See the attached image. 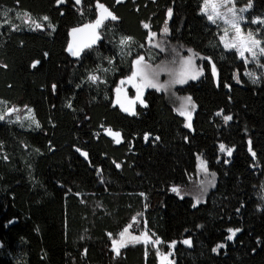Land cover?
Segmentation results:
<instances>
[{
  "label": "trees",
  "instance_id": "16d2710c",
  "mask_svg": "<svg viewBox=\"0 0 264 264\" xmlns=\"http://www.w3.org/2000/svg\"><path fill=\"white\" fill-rule=\"evenodd\" d=\"M58 1L0 0V9L50 24L0 27V99L31 107L38 122L0 120V264H158V250L170 253L161 264H264V76L245 77L242 58L201 12L203 0ZM95 2L119 20L103 26L97 47L70 56L68 30L95 19ZM251 3L247 17L264 20V0ZM165 24L169 43L203 56L201 75L177 86L195 103L190 128L155 88L134 114L113 101L148 32ZM252 29L264 45V23ZM219 143L231 157H219ZM198 154L216 183L194 204L170 186L187 182ZM137 212L157 247L134 242L108 256ZM229 229H239L232 239Z\"/></svg>",
  "mask_w": 264,
  "mask_h": 264
},
{
  "label": "rangeland",
  "instance_id": "374dc122",
  "mask_svg": "<svg viewBox=\"0 0 264 264\" xmlns=\"http://www.w3.org/2000/svg\"><path fill=\"white\" fill-rule=\"evenodd\" d=\"M223 2L224 0H203L201 5V12L204 13L207 16V18H208V14L213 13L212 5L214 4L217 5L216 11L220 13H227L228 7H234L237 14L243 16V20H241L239 23V27H240L239 37L236 36L235 30L230 25L224 23L223 19L216 18V22L214 24H216L218 27L219 30L218 38L221 45L225 47V43H232L236 41L239 46L240 40L243 39L244 47H247L248 42L246 41L245 38L248 36L249 33L252 34L254 39L260 41V39L257 37L256 32L253 31L252 25L254 24L253 23L254 20H261V21L264 20L263 18L258 16L254 17L253 19H249L247 17V11L249 9L247 5L249 2L237 4L235 0H228V3L226 4L225 7H219V5ZM240 9H247V10L240 12L239 11ZM0 10H1L0 27L4 23H8L12 25L13 28L15 27L37 28L36 27L37 24H39L40 27L50 26L49 23H45L44 20H42L43 18L41 20L35 19L30 15H28L27 13L19 11L17 9L11 10L9 8L4 7ZM165 28H167L166 24L162 27L160 32H152V31L148 32L147 39L143 44L144 52L139 53V55L133 58L129 73L124 77H122L114 87L113 101L123 110L125 108H128L129 111L126 112L132 113L134 112L135 106L137 104H144V99H143V96L145 94L144 92L146 91V89L151 88V87H143L141 85V92L138 94L136 86L141 84L139 77H136L131 81L129 80V77L132 76V73L136 71L137 65L135 64V61L139 57L144 58L143 64H147L149 66L148 70L157 69L158 67H162V66L168 69V71H163L159 74L157 78V82L158 84L164 86V88L160 89L159 91H161L167 97V99L169 100V102L171 103V105L173 106L174 110L177 113H178L177 109L180 107L182 100L186 97H190L188 94L181 93L177 90V86L182 84H171V86H169L170 81L173 79V77L170 75V72L179 71L181 69V61L189 57H192V65L188 69V71L189 72L195 71L201 73L200 63L203 56L189 47H185L181 44L176 45L169 43L168 42L169 40L167 38L168 31L165 32ZM226 30H227V35H225ZM222 37L223 39H221ZM260 48H264V45L261 43V41L259 47L253 49V52H255V56H253V52H249V51H244V55L241 56L240 51H238L236 48H230V49H234L244 61L245 64L244 75L252 83H258L260 78L264 76V63L260 61L261 57L264 56V54L260 53L259 50ZM241 50L243 49L241 48ZM160 52H162L163 57L159 60L158 58L160 57L159 55ZM121 81H124V83H121ZM137 95L140 96L139 100L137 99ZM141 100L143 101V103L140 102ZM192 104L195 105L193 100H192ZM188 110L191 114V120H192L195 108L193 110L191 105H189ZM0 116H3V119L0 120L15 121L21 127H27V128L38 127L37 126L38 122L34 117L31 107L27 106L26 104L8 105L4 100L0 99ZM182 117L184 118V125L186 126L189 123L187 115H184ZM222 144L225 146V151H221L220 146ZM228 149H231V154H232L233 148L231 146H227L224 143H219L218 144L219 157L223 159H227L231 157V155H228L227 152ZM201 161L204 162L203 165L201 164ZM213 174L214 173L208 168L206 160H204V158L200 154H198L196 157L195 170L192 174L188 176L187 182L182 185L181 184L171 185L170 192L174 193L179 197L190 196L194 204L200 203L205 200L207 193L212 187H214L216 183V175L214 174L213 176ZM173 188L178 189L179 193L174 192L172 190ZM156 200H158V197L153 198L152 204ZM145 223L146 221L144 219L143 213L141 212L135 213L131 217L130 222L127 224V226H125L119 232L118 236L111 239L109 246L105 250L106 254L112 257L117 256V252L114 250L113 241L117 242V246L119 245V242L122 239L125 245L129 243H134L131 242V237L133 236L141 237L140 242H143L144 244L151 242L154 247H157L158 244L154 243V241L159 239L154 238L148 232ZM125 228H127L128 231L127 233H125L124 237L121 238L120 234L124 232ZM145 234H147V236H145ZM229 234L231 235V232ZM120 249L121 247L119 248V252ZM157 254L159 256H166L170 258V253L162 252L161 250H158Z\"/></svg>",
  "mask_w": 264,
  "mask_h": 264
},
{
  "label": "snow or ice",
  "instance_id": "6c2138e0",
  "mask_svg": "<svg viewBox=\"0 0 264 264\" xmlns=\"http://www.w3.org/2000/svg\"><path fill=\"white\" fill-rule=\"evenodd\" d=\"M76 2L80 3V0H76ZM227 3H228V0H224V2L219 5V7H225ZM97 7L102 10V15L100 16V18H98L95 21L94 24L85 25V28L93 29V39L89 44H86L85 47H90L91 43H95V40L99 39L98 36H95V29L99 28L105 19H107L108 17H111V19H113V20L116 19V17L111 12H109L106 8H104L103 5L98 4ZM247 7L248 8L252 7L251 0H249ZM212 8H213V13L208 14V19L210 21H212L213 23L216 22V18L223 19L224 23L230 25L235 30L236 36L239 37L240 36L239 23L241 20H243V16L238 15L234 7H228L227 13H220V12L216 11L217 5H215V4L212 5ZM246 10L247 9H240L239 11L243 12ZM206 14H207V12H206ZM169 15H171V12H169ZM47 19H48L47 17H44V20H47ZM253 23H264V21L254 20ZM36 27L40 28V25L37 24ZM145 27H147V25H145ZM73 31L74 32L83 31V29H74ZM165 32H167V28H165ZM153 35H155V34H153ZM225 35H227V30L225 31ZM221 39H223V37ZM245 39L248 42L247 47H244V40L243 39L240 40L239 46H238L237 42L234 41L232 43H225V47L226 48H236L238 51H240V55L243 56L244 51L253 52V49L259 47V45H260V41L254 39L251 33H249ZM128 40H130V38H124L121 41V43L126 44L128 42ZM241 48L243 50H241ZM259 50H260L261 54H264V48H260ZM69 51H71L72 54L75 56V55H79L80 50L73 51L72 47L70 46ZM189 51H191V50H189ZM253 56H255V52H253ZM143 60H144L143 57H139L135 61V64L137 65L136 71H134L132 73V76L129 77L130 81L136 77H139L141 84L136 86L137 87V93L139 94L141 92V85L143 87L156 88L157 90L164 88L163 85L158 84L157 78L161 72L168 71V69L166 67L162 66V67H158L157 69L148 70L149 66L147 64H143ZM191 65H192V57H189L185 60H182L181 61V69L179 71L170 72V75L173 77V79L170 81L169 86H171V84H185V83H187L188 79H193V80L196 79L201 73L195 72V71L189 72L188 69L191 67ZM213 71H215L214 66H213ZM89 79H91L92 81H95L97 79V77L96 76H90ZM121 83H124V81H121ZM118 91H119V89H118ZM137 99L138 100L140 99L139 95H137ZM140 102L143 103L142 100ZM189 105H191L192 109L194 110L195 105L192 104L191 97H186L182 100L180 107L177 109V111L180 115H182V116L187 115V118L189 120V123L186 125L187 127H191V114L188 110ZM124 110L129 111L128 108H125ZM132 114H134V113H132ZM0 119H3V116H0ZM224 119H225V121H228V120H231L232 118H231V116H225ZM108 131H109V134L116 137V142L119 143L120 142L119 133H112L110 129ZM220 148H221V151H225V146L223 144L220 146ZM227 152H228V155H231V149H228ZM253 155H255V153H253ZM201 164L203 165L204 162L201 161ZM205 170H206V168H205ZM213 176H214V174H213ZM172 190L174 192L179 193V190L176 188H173ZM127 231H128V229L125 228L124 232H122L120 234L121 238L124 237V235H125V233H127ZM229 231L231 232V235L228 237V239H232L233 236H235L236 231H239V229H237V230L229 229ZM145 236H147V234H145ZM140 240H141V237H137V236L131 237V242H140ZM154 243L158 244L159 240L154 241ZM183 243L191 245L190 240H185V241H183ZM113 245H114V250L117 252V254H119V248L125 246L123 239L119 242L118 246H117L116 241H113ZM173 246H174V244H173ZM219 247H223V245H220ZM214 251H216V249H214ZM164 259L167 260V257H164Z\"/></svg>",
  "mask_w": 264,
  "mask_h": 264
},
{
  "label": "water",
  "instance_id": "95a60500",
  "mask_svg": "<svg viewBox=\"0 0 264 264\" xmlns=\"http://www.w3.org/2000/svg\"><path fill=\"white\" fill-rule=\"evenodd\" d=\"M64 0H59L58 3L60 4H64L63 3ZM75 3L76 0H75ZM96 6L98 4L100 5H103L102 3H98V2H95ZM104 8H106L109 12H111L115 17L116 19L113 20L111 19V17H108L107 19H105L103 21V23L101 24V26L97 29H95V36H98L99 39H96L95 40V43H91V46L90 47H85L86 44H89L92 39H93V29L91 28H85V25H91V24H94L95 21L100 18V16L102 15V10L100 8L97 7L96 9V16H95V19L92 20V21H88V22H85V23H82L80 25H76V26H73L71 27L69 30H68V41H67V44H66V53L70 56H74L72 54L71 51H69V47L71 46L72 47V50L73 51H76V50H80V52L82 51H85L87 49H91V48H95L99 45L100 41L102 40V34H101V30L103 28V26L107 23V22H114V21H118L119 18L116 16L115 12L110 9L109 7L103 5ZM36 29H40V30H44L45 29V26H41L40 28H36ZM74 29H83V31H77V32H74L73 30ZM52 89L53 91H55V85L52 86ZM55 93V92H54ZM86 119H88V116L85 117ZM112 133H117L115 131H111ZM107 134L114 137L113 135L109 134V131H107ZM115 138V142H116V137ZM120 140V138H119ZM117 143V142H116ZM185 240H190V237H185L183 239V241ZM182 241V243H183ZM184 246H186L187 248H190L191 245H188V244H185L183 243ZM164 257L166 256H158V264H161V259H164ZM171 258L167 257V262H170Z\"/></svg>",
  "mask_w": 264,
  "mask_h": 264
},
{
  "label": "flooded vegetation",
  "instance_id": "af4514ba",
  "mask_svg": "<svg viewBox=\"0 0 264 264\" xmlns=\"http://www.w3.org/2000/svg\"><path fill=\"white\" fill-rule=\"evenodd\" d=\"M145 93V92H144ZM143 99H144V96H143ZM144 104H145V101H144ZM144 104H137V105H141V106H144ZM136 105V106H137ZM136 106H135V109H136ZM135 111V110H134ZM129 113V112H128ZM132 113H134V112H132Z\"/></svg>",
  "mask_w": 264,
  "mask_h": 264
}]
</instances>
